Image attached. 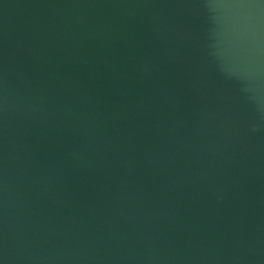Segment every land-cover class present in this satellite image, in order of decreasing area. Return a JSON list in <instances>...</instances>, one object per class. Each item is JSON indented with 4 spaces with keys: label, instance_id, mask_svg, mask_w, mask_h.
<instances>
[{
    "label": "water",
    "instance_id": "1",
    "mask_svg": "<svg viewBox=\"0 0 264 264\" xmlns=\"http://www.w3.org/2000/svg\"><path fill=\"white\" fill-rule=\"evenodd\" d=\"M0 264H264V0H0Z\"/></svg>",
    "mask_w": 264,
    "mask_h": 264
}]
</instances>
